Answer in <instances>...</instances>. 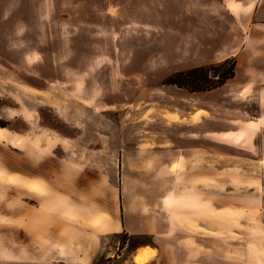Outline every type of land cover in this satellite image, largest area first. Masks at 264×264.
Segmentation results:
<instances>
[{"label": "rangeland", "instance_id": "1", "mask_svg": "<svg viewBox=\"0 0 264 264\" xmlns=\"http://www.w3.org/2000/svg\"><path fill=\"white\" fill-rule=\"evenodd\" d=\"M182 3L0 0V83L11 80L32 88L31 93H19L29 106H38L40 100L49 105L41 108V115L52 132L70 138L80 131L82 157L88 147L107 146L113 153L137 147L143 151L159 144L162 136L165 146L176 142L184 147L181 114L192 111L190 119L196 120L200 99L191 97L186 88L166 83L167 77L202 65L215 79L232 59H218L216 45L221 39H191ZM37 87L45 93H37L33 89ZM13 127H22L21 121ZM153 134L158 140L151 139ZM243 145L238 149L237 143L209 140L208 154L181 156L168 168L173 178L141 170L136 165H141L142 157L126 156L130 189L140 179L142 187L163 196L159 201L147 196L139 203L156 222L166 215L174 232L165 237L171 235L173 240L162 260L211 264L221 246L227 258L232 256L227 250L232 244L241 245L242 259L264 257V140L256 141V152ZM102 158L97 156L98 164ZM112 159L111 172L118 181L116 156ZM186 160L191 164L184 165ZM170 182L174 184L168 192ZM4 201L2 210L8 211L7 198ZM8 228V220L0 218V264H75L58 258L50 246L25 252L20 236L15 247ZM149 243L148 236L106 235L87 264H120L136 246ZM116 247H123V256L107 258L108 252H118Z\"/></svg>", "mask_w": 264, "mask_h": 264}, {"label": "crops", "instance_id": "2", "mask_svg": "<svg viewBox=\"0 0 264 264\" xmlns=\"http://www.w3.org/2000/svg\"><path fill=\"white\" fill-rule=\"evenodd\" d=\"M179 1L183 2L181 8L192 29L191 39H221L216 45L218 59L231 58L234 62L233 75L221 85L205 91H190L191 97L200 99L201 114L196 120L190 119L192 111L181 114L185 123L184 147H178L176 142L165 146L162 136L158 138L159 144L143 151L137 147L113 153L107 146L88 147L83 158L80 131L70 138L55 130L52 132L41 115V108L49 105L40 100L38 106L36 103L29 106L19 93H31L32 88L11 80L0 83V120L5 123L0 126V218L8 220L10 240L13 244L14 239L15 247L16 237L20 236L25 252H31L38 245L41 249L50 246L58 258L87 264L93 250L100 247L102 237L142 235L148 236L150 243L136 246L118 263L138 264L133 258L138 249L147 247L154 250V255L143 264H192L182 259L162 260L173 240L171 235L168 239L165 237L174 232L166 215L156 222L154 214L143 212L139 203L147 196L158 197V201L163 196H155L151 188L142 187L140 179L130 189V163L126 156H140L143 159L141 165L136 163L137 168L152 174L163 172L171 178L168 168L181 156L208 154L209 140L237 143L238 149L244 144L247 146L244 149L251 147L256 152V141L264 140V0ZM6 71V75L11 74L10 69ZM33 89L42 95L46 91L39 87ZM250 107L255 108V114ZM18 121L22 127L14 128ZM151 139L158 140L157 135L153 134ZM99 155L103 156L100 164ZM112 156H116L118 181L111 172ZM189 164L186 160L184 165ZM173 184L168 185V192ZM2 194L7 198L8 211L2 210L6 202L1 200ZM77 244L79 248L75 250L73 246ZM12 249L10 246L9 251ZM116 249L118 252H108L107 258L123 256V247ZM227 250L233 255L227 258L226 248L221 246L211 264H264V257L259 255L255 256L256 260L242 259L241 245L232 244Z\"/></svg>", "mask_w": 264, "mask_h": 264}, {"label": "trees", "instance_id": "3", "mask_svg": "<svg viewBox=\"0 0 264 264\" xmlns=\"http://www.w3.org/2000/svg\"><path fill=\"white\" fill-rule=\"evenodd\" d=\"M208 68V66H197L175 72L167 77L166 83L186 88L189 91H205L215 88L233 75L234 62L231 61L229 67L222 70L215 79L206 75ZM0 126H5V124L0 123Z\"/></svg>", "mask_w": 264, "mask_h": 264}, {"label": "bare ground", "instance_id": "4", "mask_svg": "<svg viewBox=\"0 0 264 264\" xmlns=\"http://www.w3.org/2000/svg\"><path fill=\"white\" fill-rule=\"evenodd\" d=\"M154 255V250H149L146 248L138 249L136 256L133 258V261L138 264H143L147 262Z\"/></svg>", "mask_w": 264, "mask_h": 264}]
</instances>
